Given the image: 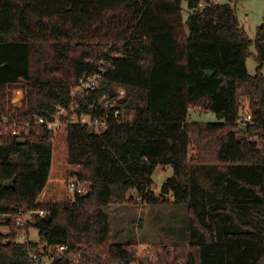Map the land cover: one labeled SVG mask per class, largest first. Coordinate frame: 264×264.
I'll list each match as a JSON object with an SVG mask.
<instances>
[{
	"label": "trees",
	"instance_id": "obj_1",
	"mask_svg": "<svg viewBox=\"0 0 264 264\" xmlns=\"http://www.w3.org/2000/svg\"><path fill=\"white\" fill-rule=\"evenodd\" d=\"M184 1L0 0V118L13 106L9 89L20 86V121L53 116L101 60L111 64L100 94L125 90L121 118L101 132L63 123L52 138L33 123L24 140L1 137L0 214L12 217L11 230H0V264H26L31 247L58 243L69 245V264H264V24L251 38L231 3L187 0L185 18ZM241 92L251 102L245 129ZM193 107L218 121H189ZM158 165L174 171L160 195L152 189ZM72 177L86 192L70 195ZM170 194L188 206V243L139 253L112 241V205L163 204ZM31 209L51 220L21 225L37 227L40 239L18 242L16 219Z\"/></svg>",
	"mask_w": 264,
	"mask_h": 264
},
{
	"label": "rangeland",
	"instance_id": "obj_2",
	"mask_svg": "<svg viewBox=\"0 0 264 264\" xmlns=\"http://www.w3.org/2000/svg\"><path fill=\"white\" fill-rule=\"evenodd\" d=\"M218 3L229 2L236 7L238 18L242 27H244L251 38H255L258 26L264 24V0H208ZM191 8L188 1H184V17L188 18ZM251 51L256 54L255 45L251 46ZM257 60L255 56L247 59L248 71L255 75L257 69ZM123 87L115 86L113 89L119 92ZM24 88L22 86L11 88L8 91V99L13 105L4 115L16 114L18 108L24 102ZM125 95V94H124ZM239 103L242 114L251 113V102L243 92L239 93ZM124 118L133 120L135 110L127 109L124 112ZM192 120L215 121V114L203 112L195 115L190 111ZM96 131L101 130L98 125ZM243 135H247L246 133ZM173 169L169 165H158L152 178V189L157 194H161L163 183L173 175ZM133 195L136 191H132ZM220 193L217 195L219 196ZM170 202L151 205V204H114L111 207V228L112 241L132 242L138 248L139 253H143L150 248L152 244H185L189 241V210L187 205L174 202L173 195H169ZM0 230L7 231L5 225H0ZM30 238L34 241L40 239L39 229L30 227ZM157 242V243H156Z\"/></svg>",
	"mask_w": 264,
	"mask_h": 264
},
{
	"label": "built area",
	"instance_id": "obj_3",
	"mask_svg": "<svg viewBox=\"0 0 264 264\" xmlns=\"http://www.w3.org/2000/svg\"><path fill=\"white\" fill-rule=\"evenodd\" d=\"M208 4V0H202L200 6L204 7ZM111 64V61L101 60L98 69L91 73H85L80 77L78 83L71 88L69 99L60 103L53 116L36 115L32 122H22L14 114L3 115L0 118V139L3 135L18 136L22 140L25 139V134L28 133V128L33 123L44 127L53 138L57 131L61 128L63 123H78L94 125L95 129L98 125L101 127V132L107 128L110 117L116 119L121 118V109L117 106L118 100L124 96L125 90L122 88L116 92L115 97L112 98L111 94H100L102 78L106 72L105 65ZM85 99L89 102L93 111H100V116L94 115L93 112L86 111L82 108L81 100ZM112 110V111H111ZM252 118L251 113L241 114L237 123L246 124ZM69 192L70 195L75 197L77 193L86 192L85 185L76 177L69 179ZM48 214L43 209L28 210L22 212L16 219L17 224V241L27 243L31 241L30 227H20L23 224L32 221L35 216L45 217ZM12 214H0V225H5L7 231L11 230L10 224L7 223ZM32 227V226H31ZM69 245L66 243H58L50 245L48 251H43L40 246L31 247L29 250V258L26 264H61L58 257H66L69 253Z\"/></svg>",
	"mask_w": 264,
	"mask_h": 264
},
{
	"label": "water",
	"instance_id": "obj_4",
	"mask_svg": "<svg viewBox=\"0 0 264 264\" xmlns=\"http://www.w3.org/2000/svg\"><path fill=\"white\" fill-rule=\"evenodd\" d=\"M206 73L207 74H213L214 72L212 71V70H207L206 71ZM115 94H116V91L112 88L111 89V95L112 96H115ZM246 128V126L245 125H243V126H241V128L240 129H245ZM95 132V126L94 125H91L90 126V133H94ZM15 180H16V178H13L12 180H9V181H6V183H5V187L6 188H8V187H12L13 185H14V183H15ZM51 214L50 213H48L46 216H45V218L47 219V220H51ZM58 259V261H60V263L61 264H69V259L67 258V257H64V258H61L60 256L57 258Z\"/></svg>",
	"mask_w": 264,
	"mask_h": 264
},
{
	"label": "crops",
	"instance_id": "obj_5",
	"mask_svg": "<svg viewBox=\"0 0 264 264\" xmlns=\"http://www.w3.org/2000/svg\"><path fill=\"white\" fill-rule=\"evenodd\" d=\"M191 110H193V112H195V115H200V114H202L203 112H210V113H212V114H215L214 112H212V111H205V110H203V109H201V108H199V107H193V108H191L190 109V111ZM215 116H216V114H215ZM188 118H189V121H202V120H192L191 118H190V112H189V116H188ZM216 118H217V116H216ZM215 121H218V118H217V120H215ZM170 166V165H169ZM113 237V233H112V228H111V238ZM115 242H124L123 240H120V241H118V240H116ZM157 243V242H156Z\"/></svg>",
	"mask_w": 264,
	"mask_h": 264
}]
</instances>
